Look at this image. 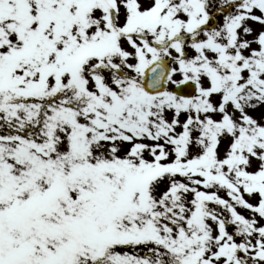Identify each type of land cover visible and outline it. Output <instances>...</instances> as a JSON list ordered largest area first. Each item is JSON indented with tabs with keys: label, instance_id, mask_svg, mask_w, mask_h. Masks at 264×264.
Wrapping results in <instances>:
<instances>
[{
	"label": "snow or ice",
	"instance_id": "6c2138e0",
	"mask_svg": "<svg viewBox=\"0 0 264 264\" xmlns=\"http://www.w3.org/2000/svg\"><path fill=\"white\" fill-rule=\"evenodd\" d=\"M0 264H264V0H0Z\"/></svg>",
	"mask_w": 264,
	"mask_h": 264
}]
</instances>
